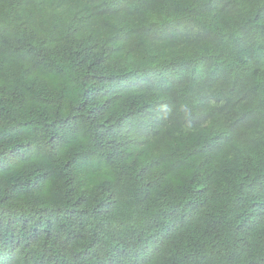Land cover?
Returning a JSON list of instances; mask_svg holds the SVG:
<instances>
[{"label":"trees","instance_id":"obj_1","mask_svg":"<svg viewBox=\"0 0 264 264\" xmlns=\"http://www.w3.org/2000/svg\"><path fill=\"white\" fill-rule=\"evenodd\" d=\"M0 264H264V0H0Z\"/></svg>","mask_w":264,"mask_h":264}]
</instances>
